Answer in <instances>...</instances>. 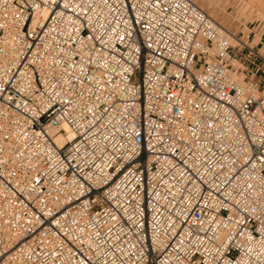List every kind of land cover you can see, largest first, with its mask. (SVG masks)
Listing matches in <instances>:
<instances>
[{"label":"built area","instance_id":"1","mask_svg":"<svg viewBox=\"0 0 264 264\" xmlns=\"http://www.w3.org/2000/svg\"><path fill=\"white\" fill-rule=\"evenodd\" d=\"M262 27L0 0V264H264Z\"/></svg>","mask_w":264,"mask_h":264},{"label":"rangeland","instance_id":"2","mask_svg":"<svg viewBox=\"0 0 264 264\" xmlns=\"http://www.w3.org/2000/svg\"><path fill=\"white\" fill-rule=\"evenodd\" d=\"M231 32L264 30V0H192Z\"/></svg>","mask_w":264,"mask_h":264}]
</instances>
